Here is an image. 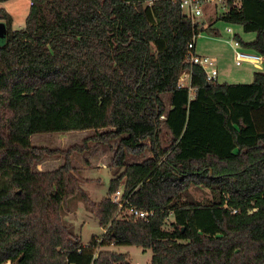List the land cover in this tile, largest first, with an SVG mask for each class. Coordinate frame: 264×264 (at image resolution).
Segmentation results:
<instances>
[{
    "label": "trees",
    "instance_id": "obj_1",
    "mask_svg": "<svg viewBox=\"0 0 264 264\" xmlns=\"http://www.w3.org/2000/svg\"><path fill=\"white\" fill-rule=\"evenodd\" d=\"M181 4L31 0L21 30L0 9V264H91L96 252L94 264H132L111 246L152 250L151 264H264V70L251 84L208 82L188 61L205 25ZM226 7L208 29L240 26L256 37L235 39L264 57V0ZM76 131L94 135L61 155L32 143ZM113 141V166L124 171L110 190L125 180L132 201L155 211L149 222L116 218L111 197L94 205L82 188L73 153ZM134 154L141 161L128 163ZM52 156L64 163L39 170ZM193 186L213 199L198 203ZM76 200L105 230L88 244L63 217Z\"/></svg>",
    "mask_w": 264,
    "mask_h": 264
},
{
    "label": "rangeland",
    "instance_id": "obj_2",
    "mask_svg": "<svg viewBox=\"0 0 264 264\" xmlns=\"http://www.w3.org/2000/svg\"><path fill=\"white\" fill-rule=\"evenodd\" d=\"M30 3L31 0H10L0 3V9H6L12 14L15 30H21L25 27L31 7ZM203 10L205 16L197 20V22L209 27L225 12L219 5H205ZM228 28L235 30L244 42H250L256 37L254 33H245L240 26L219 21L213 25V29L218 31V35L209 30L208 27L200 33L197 39L196 54L208 56L216 60L217 69L220 74L218 78L220 84H251L254 82V74L264 70V64L259 62H244L242 66L237 67L235 64V49L232 47L233 38L227 33L226 30ZM243 50L249 51L246 48H243ZM183 84L189 86L190 79L187 78ZM93 135L94 132L91 131H76L66 134H41L34 135L32 143L38 147L59 149L61 155L62 152L68 151L73 146L80 149L84 140L89 139ZM117 144L118 142L113 141L110 143V146H100L89 142L86 152L76 151L73 153L72 163L82 182V188L94 205H99L114 194L110 190V183L115 178V175L121 173L123 170L115 168L112 163ZM138 156L136 154L129 155L127 162L135 163L141 161ZM151 156L152 154L146 155V157ZM63 163V156H52L44 159L39 166L44 171H53ZM87 179L96 180L86 181ZM124 183L125 180H123L121 186ZM189 192L201 204H206L213 199V195L204 187L193 186ZM71 208L72 212L63 213V217L65 222L71 226L74 234L82 240L83 244H88L94 238L103 236L105 230L100 226L97 216L87 211L83 202L76 200L72 202ZM173 220L174 218L171 217L167 221L165 225L167 230H170V224ZM112 248L118 253L129 254L132 264H151L153 257L152 250H145L137 246H111L107 249Z\"/></svg>",
    "mask_w": 264,
    "mask_h": 264
},
{
    "label": "built area",
    "instance_id": "obj_3",
    "mask_svg": "<svg viewBox=\"0 0 264 264\" xmlns=\"http://www.w3.org/2000/svg\"><path fill=\"white\" fill-rule=\"evenodd\" d=\"M226 3L227 0H182L181 7L184 10V13L194 23H196L197 20L204 17L203 7L206 4L219 5L226 12L228 10V8L226 7ZM226 31L233 38L232 47L235 49V64L237 67L242 66L244 62H259L264 64L263 56L257 53L243 50L241 43L237 39H235V32L232 28H228ZM197 39L198 37L194 38L192 43L189 45L190 53L188 61L191 65L200 66L204 69L207 75L208 82L216 83L218 82L219 78L217 62L216 60L208 56L196 54ZM187 77L190 79L191 73L184 74L182 80H186ZM132 197L133 193L127 194L123 185L116 192H114L113 196L111 197V201L118 207L116 212V218L143 220L145 222H149L151 218L155 215V211L146 210L140 207L139 205L135 204L132 201ZM98 256V252H96L93 258V262L91 264L95 263Z\"/></svg>",
    "mask_w": 264,
    "mask_h": 264
},
{
    "label": "water",
    "instance_id": "obj_4",
    "mask_svg": "<svg viewBox=\"0 0 264 264\" xmlns=\"http://www.w3.org/2000/svg\"><path fill=\"white\" fill-rule=\"evenodd\" d=\"M7 40V28L6 25L0 22V46L4 45Z\"/></svg>",
    "mask_w": 264,
    "mask_h": 264
},
{
    "label": "crops",
    "instance_id": "obj_5",
    "mask_svg": "<svg viewBox=\"0 0 264 264\" xmlns=\"http://www.w3.org/2000/svg\"><path fill=\"white\" fill-rule=\"evenodd\" d=\"M31 4V3H30ZM207 6L208 5H210V6H212V4H206ZM6 10V9H5ZM7 11V10H6ZM7 12H9V11H7ZM10 13V12H9ZM11 14V13H10ZM12 15V14H11ZM204 16H205V12H204ZM13 17V16H12ZM14 19V18H13ZM13 26H14V23H13ZM207 25H205V27H206ZM14 28V27H13ZM234 32L235 33H237L235 30H234ZM251 41H253V40H251ZM250 41V42H251ZM219 76H220V74H219ZM103 167H106V166H103ZM39 170H42V171H44L40 166H39V168H38ZM124 171V169L121 171V173ZM96 179H87L86 181H95Z\"/></svg>",
    "mask_w": 264,
    "mask_h": 264
}]
</instances>
